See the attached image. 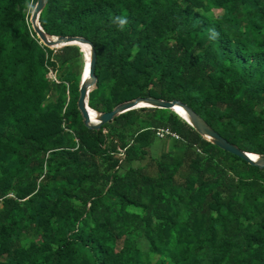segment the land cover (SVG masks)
<instances>
[{"label":"trees","instance_id":"obj_1","mask_svg":"<svg viewBox=\"0 0 264 264\" xmlns=\"http://www.w3.org/2000/svg\"><path fill=\"white\" fill-rule=\"evenodd\" d=\"M36 1L0 0V264H264V169L170 110L86 128L87 50L45 47L29 21ZM38 22L92 43L94 112L177 100L264 155V0H47ZM156 139L172 151L150 156Z\"/></svg>","mask_w":264,"mask_h":264},{"label":"water","instance_id":"obj_2","mask_svg":"<svg viewBox=\"0 0 264 264\" xmlns=\"http://www.w3.org/2000/svg\"><path fill=\"white\" fill-rule=\"evenodd\" d=\"M47 0H37L30 15V24L39 41L49 49H60L66 46L77 45L80 48L85 46L88 51V64H84L79 84V97L76 102L77 110L81 114L83 125L92 131H98L100 127L111 122L118 115L137 108H154L162 110H170L187 123L205 140L216 146L220 150L227 152L247 164L264 169V155L256 156L246 153L235 145L230 144L215 132L199 115L192 109L180 101L173 100L171 102L153 99V98H136L132 101L123 102L117 105L112 111L105 113H96L87 105L88 93L96 83L94 75L96 55L91 42L81 37H48L40 27L38 17L43 10ZM82 52H84L81 49ZM176 108H181L185 116H181ZM92 114L94 115L92 118ZM251 156L253 158H251Z\"/></svg>","mask_w":264,"mask_h":264},{"label":"rangeland","instance_id":"obj_3","mask_svg":"<svg viewBox=\"0 0 264 264\" xmlns=\"http://www.w3.org/2000/svg\"><path fill=\"white\" fill-rule=\"evenodd\" d=\"M221 12L219 11H215V14H220ZM172 142L170 140H154L152 145L150 146V148L148 149L149 150V153H150V156H153V157H158L161 155V153H164V152H168V151H172ZM142 165L144 164H152V161L150 159V157H146L145 160H143L141 162ZM151 168H154V165L152 164L151 165ZM150 168V169H151ZM140 248L142 251H146L147 250V245L144 241H141L140 242ZM147 264H149V261L147 262Z\"/></svg>","mask_w":264,"mask_h":264},{"label":"built area","instance_id":"obj_4","mask_svg":"<svg viewBox=\"0 0 264 264\" xmlns=\"http://www.w3.org/2000/svg\"><path fill=\"white\" fill-rule=\"evenodd\" d=\"M50 77L55 80V76L53 73H50ZM156 137L163 139L166 136H170L172 139H177V136L175 134H172L168 129H157L155 132Z\"/></svg>","mask_w":264,"mask_h":264},{"label":"clouds","instance_id":"obj_5","mask_svg":"<svg viewBox=\"0 0 264 264\" xmlns=\"http://www.w3.org/2000/svg\"><path fill=\"white\" fill-rule=\"evenodd\" d=\"M117 20H118L119 25H120L121 27H123L124 25L127 24V20L124 19V18H119V17H118Z\"/></svg>","mask_w":264,"mask_h":264},{"label":"bare ground","instance_id":"obj_6","mask_svg":"<svg viewBox=\"0 0 264 264\" xmlns=\"http://www.w3.org/2000/svg\"><path fill=\"white\" fill-rule=\"evenodd\" d=\"M83 47L86 49L85 46H83ZM86 50H87V49H86ZM87 54H88V51H87ZM176 110H177L178 113L184 115L183 110H182L181 108H176Z\"/></svg>","mask_w":264,"mask_h":264}]
</instances>
